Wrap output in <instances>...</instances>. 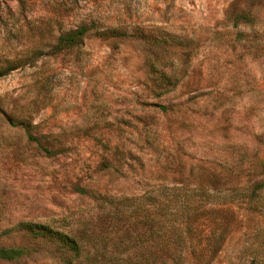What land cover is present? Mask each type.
Listing matches in <instances>:
<instances>
[{
    "label": "rangeland",
    "instance_id": "1",
    "mask_svg": "<svg viewBox=\"0 0 264 264\" xmlns=\"http://www.w3.org/2000/svg\"><path fill=\"white\" fill-rule=\"evenodd\" d=\"M20 223L131 264H264V0H0V247L60 264Z\"/></svg>",
    "mask_w": 264,
    "mask_h": 264
},
{
    "label": "trees",
    "instance_id": "2",
    "mask_svg": "<svg viewBox=\"0 0 264 264\" xmlns=\"http://www.w3.org/2000/svg\"><path fill=\"white\" fill-rule=\"evenodd\" d=\"M232 21L233 25L237 27L240 22L252 25L255 20L250 12L242 11L232 17ZM90 29L91 28L88 26H81L75 30L68 31L60 35L55 46V50L57 52H63L65 50L81 46ZM151 68V71L155 76L153 81L156 83V86L162 89L163 93L170 92L176 86L174 74L168 72H158L154 63L151 64ZM7 120L10 125L21 127L29 138L34 140L45 154L52 155L55 153L52 148L42 145L43 140L48 145H52V140L49 139V135H42L40 137L34 136L35 127L32 126V124L25 122L12 123L10 119L7 118ZM108 201L109 200L106 199L104 202L106 203ZM138 209L144 210L139 205L130 208L123 213L118 209L109 208V210L106 209L108 210L106 216L110 218H115L114 216H116V220L120 217V221H122V219L129 218L130 215ZM169 220L171 219L168 217V221ZM17 230L23 231L24 234H26L33 241L46 244L48 243L54 246L60 253V264H131L129 255L123 257L120 256V253L117 254V252H113L108 255L109 252L106 248L100 250L97 249L94 245V240L96 238L93 234L88 235L86 233L84 238H78V236L74 233V230L70 229L69 224H64V226H54L47 223H20ZM125 247L127 248V245ZM33 253H36V251L26 247L1 246L0 263L19 264L25 259H28Z\"/></svg>",
    "mask_w": 264,
    "mask_h": 264
}]
</instances>
